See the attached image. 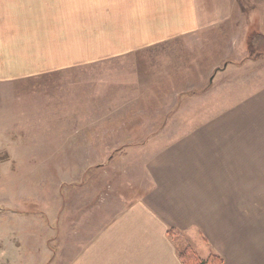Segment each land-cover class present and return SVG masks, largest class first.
Listing matches in <instances>:
<instances>
[{
  "label": "rangeland",
  "instance_id": "rangeland-1",
  "mask_svg": "<svg viewBox=\"0 0 264 264\" xmlns=\"http://www.w3.org/2000/svg\"><path fill=\"white\" fill-rule=\"evenodd\" d=\"M236 1L225 28L200 38L34 75L9 65L48 62L56 46L78 44L90 32V0H0V264H43L50 252L62 264L75 240H89L143 193L145 162L183 135L172 128L204 124L264 86V55L246 46L264 27L251 20L249 0ZM139 60L146 84H123L138 70L126 62ZM113 88L116 99L106 102ZM113 110L118 116L104 117ZM129 114L136 127L104 131ZM96 120L100 131L85 132ZM64 241L69 250L58 260Z\"/></svg>",
  "mask_w": 264,
  "mask_h": 264
},
{
  "label": "crops",
  "instance_id": "crops-1",
  "mask_svg": "<svg viewBox=\"0 0 264 264\" xmlns=\"http://www.w3.org/2000/svg\"><path fill=\"white\" fill-rule=\"evenodd\" d=\"M249 1L251 20L260 21L258 28L264 27V0ZM236 2L90 0V32L78 35V44L56 46L52 52L58 55L48 62L9 68L51 75L121 55L136 57L178 38L189 41L224 29L232 20V4ZM126 65L138 70L129 72L123 84H146L145 61ZM34 68L44 71L31 72ZM226 68L227 63L221 71ZM213 80L214 76L209 78V86ZM112 81L107 83L114 86ZM115 99L113 88L103 100L112 103ZM108 114L104 117L118 116L114 110ZM215 115L204 124L172 128L171 134L183 135L157 146L145 162L144 181L148 185L143 193L101 225L89 240H75L73 255L63 253L69 248L62 242L58 260L64 254L62 264H180L178 252L184 244L196 253L194 246L199 243L205 254L202 259L216 254L222 264H264V86L241 101L234 98L231 108ZM131 116L107 125L104 131L114 133L115 127L122 125L136 127ZM97 123V128L92 124L85 132L98 133ZM76 145L74 148H81L82 142ZM170 228L188 243L169 240L166 232ZM50 253L43 264H59Z\"/></svg>",
  "mask_w": 264,
  "mask_h": 264
},
{
  "label": "trees",
  "instance_id": "trees-1",
  "mask_svg": "<svg viewBox=\"0 0 264 264\" xmlns=\"http://www.w3.org/2000/svg\"><path fill=\"white\" fill-rule=\"evenodd\" d=\"M247 51L250 56L264 55V35L251 34L246 41ZM169 240L173 241L181 234L175 229H168L166 232ZM180 264H222V259L216 254H210L207 258L201 259L189 246L178 252Z\"/></svg>",
  "mask_w": 264,
  "mask_h": 264
}]
</instances>
